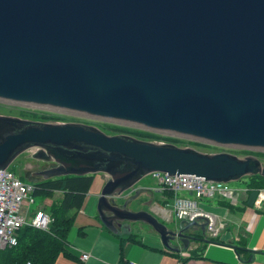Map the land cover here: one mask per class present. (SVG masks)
I'll return each mask as SVG.
<instances>
[{
	"label": "water",
	"instance_id": "95a60500",
	"mask_svg": "<svg viewBox=\"0 0 264 264\" xmlns=\"http://www.w3.org/2000/svg\"><path fill=\"white\" fill-rule=\"evenodd\" d=\"M0 102L264 153V0H0ZM33 148L53 163L37 172L42 179L106 175L102 224L117 232L146 223L169 249L208 242L207 219L168 228L150 209L118 205L143 177L264 178L256 158L0 115V171Z\"/></svg>",
	"mask_w": 264,
	"mask_h": 264
},
{
	"label": "crops",
	"instance_id": "0c3cea01",
	"mask_svg": "<svg viewBox=\"0 0 264 264\" xmlns=\"http://www.w3.org/2000/svg\"><path fill=\"white\" fill-rule=\"evenodd\" d=\"M106 179L107 176L102 173L95 174L93 184L81 208L75 213L66 245L67 251L73 258L59 254L53 264H114L129 261L137 264H264V214L256 213L255 209L250 207H245L240 212L229 211L222 204L217 203V198H221L227 201L228 205L238 206L244 191L239 193L235 202L221 194L198 201L201 207L213 216L215 223L216 232L206 231L208 233L207 235L205 233L204 237L210 236L216 240L207 238L208 242L191 243V247L196 248L197 251L190 252L178 248L179 244L176 241L171 245L172 248L179 250L164 247L154 230L150 232L142 229V226L135 225L140 221H126L122 227H118L117 232L107 229L97 213L99 194ZM132 189L124 192L120 197L125 198L128 194L127 201L124 202L129 209L138 210L143 208L142 205L147 204L148 207L144 208L155 211L158 218H163L161 221L165 224L177 221L174 218L172 204L162 206L161 203L153 200L147 190L139 193L133 191L130 194ZM155 191L160 195L159 199H164L165 196L160 193L159 186ZM182 194L186 195L185 197L190 196L186 192L180 193L181 196ZM61 195V192H55L53 197L40 199L36 207L31 208V204L35 203L36 199H34L23 209L28 216H31L33 211L43 210ZM180 222L183 221H177L176 224ZM189 230L193 232L197 229ZM82 253L88 254L87 259L81 258Z\"/></svg>",
	"mask_w": 264,
	"mask_h": 264
},
{
	"label": "trees",
	"instance_id": "16d2710c",
	"mask_svg": "<svg viewBox=\"0 0 264 264\" xmlns=\"http://www.w3.org/2000/svg\"><path fill=\"white\" fill-rule=\"evenodd\" d=\"M139 133L142 135L140 139H150L151 137L150 134ZM165 142L173 143L168 139H165ZM8 169L22 181H28L23 176L18 175L12 166H9ZM94 176L95 174L90 173L83 175L71 174L32 180L33 190L31 196L33 199L52 197L55 192H61L62 195L43 208V211L48 213L52 219L48 228L43 230L30 225L20 227L17 231L16 245L0 250V264H53L59 254L73 258L66 248L67 235L73 223L75 213L81 208L86 194L93 184ZM242 179L248 180V185L242 193L238 206L228 205L227 201L221 198H217V203L222 204L229 211L240 212L245 207L253 209L258 192L264 190V178L256 176ZM160 193L165 196L164 199L159 200L162 206L172 204L175 197L173 191L162 189ZM255 212L264 214V209H257ZM193 234L201 236L198 230L193 231ZM128 238H131V236H128ZM207 238L209 240H216V238L210 236ZM236 251L238 253L239 250L237 249ZM175 254L177 253L175 252Z\"/></svg>",
	"mask_w": 264,
	"mask_h": 264
},
{
	"label": "built area",
	"instance_id": "2783aa9c",
	"mask_svg": "<svg viewBox=\"0 0 264 264\" xmlns=\"http://www.w3.org/2000/svg\"><path fill=\"white\" fill-rule=\"evenodd\" d=\"M150 176L155 179L160 190L169 189L175 193L172 210L176 219L183 221L207 219L206 231L211 233L216 232L213 216L205 211L198 201L221 194L235 202L239 195L237 191L228 190L222 182L208 181L200 176L168 175L163 172H153ZM32 190V182L22 181L8 168L0 171V250L16 245L17 231L23 225L45 230L52 221L50 215L43 210L38 209L31 216L24 211V206L34 201L31 196ZM181 192H186L190 196H181ZM254 204L255 210L264 209V191L258 192ZM87 257L88 254L82 253V259ZM114 264L137 263L129 261Z\"/></svg>",
	"mask_w": 264,
	"mask_h": 264
},
{
	"label": "rangeland",
	"instance_id": "374dc122",
	"mask_svg": "<svg viewBox=\"0 0 264 264\" xmlns=\"http://www.w3.org/2000/svg\"><path fill=\"white\" fill-rule=\"evenodd\" d=\"M0 115H9L14 117H19L23 119H29L34 121H42V122H48V123H65V122H79L84 123L88 125H92L103 131L104 133L108 135H114V134H127L133 137H136L140 139V136H142L139 132L150 134V139H142V140H148L153 141L157 143H166L165 139H168L169 141L173 142V144L179 146V147H191L193 149H196L198 151L204 152V153H222V154H230L235 156L237 159H242L243 157H249V158H256L261 165L264 166V153L255 151L250 152L249 150H235L234 148H221L219 145H214L211 143L198 141L193 138L189 137H183V136H177L172 135L168 133H161V132H155L151 131L142 127L133 126V125H127V124H121V123H115L110 122L98 118H94L85 114H79L71 111H64L60 109H52L48 107H37V106H25V105H17V104H11V103H4L0 102ZM37 150L35 148L28 149L21 154H19L13 161L12 168L16 171L18 175L23 176V178L27 179V182H31L32 180L42 179L41 175H38L37 172L41 171L43 169H46L53 165L52 162H47L44 160L36 159L34 158L33 154ZM26 182V181H25ZM248 185V180L242 179L239 182H229L227 184L228 190L231 191H237L238 193H242L245 189V187ZM158 184L151 176H145L140 181H138L131 189L130 194L133 193H139L142 191L147 190L146 192H149L153 198L154 201L160 203V199L158 198L160 195H158L155 191ZM144 189V190H143ZM264 191V190H261ZM260 191V192H261ZM126 192V191H125ZM183 193V192H181ZM183 196H186L182 194ZM53 197V196H52ZM149 197V195H148ZM128 194L125 198H118L116 199V203L118 205H121L124 201H127ZM58 199V198H56ZM40 199H36L35 203H32V207H36V205L39 203ZM148 207L147 204L142 205L144 207ZM150 209V208H149ZM145 209V210H149ZM37 210V209H36ZM153 213L152 209H150ZM157 215V213H155ZM160 218V219H159ZM158 219L161 221L163 218L159 217ZM176 219V217L174 216ZM173 221V220H172ZM177 221H180L177 219ZM176 221V222H177ZM183 221V220H182ZM176 222H172L166 224L168 228H175L178 224ZM140 223V224H138ZM182 223V222H181ZM136 226H142V229L148 230L150 232L153 231V229L146 225L143 222H136ZM208 232H206L207 235Z\"/></svg>",
	"mask_w": 264,
	"mask_h": 264
},
{
	"label": "flooded vegetation",
	"instance_id": "af4514ba",
	"mask_svg": "<svg viewBox=\"0 0 264 264\" xmlns=\"http://www.w3.org/2000/svg\"><path fill=\"white\" fill-rule=\"evenodd\" d=\"M185 222L186 221H183L182 224H184ZM123 225H124V223L122 224V226ZM186 232L189 233V234L195 235V234H193V232H190V230H187ZM175 241L179 244V247L178 248H182V250H188L190 252H196L197 251L196 248L191 247V243H197L195 240H190L189 243H188V246L186 248H184L183 244L181 242H179L178 240H174V241L170 242V245L173 242H175ZM178 248L173 247V249H175V250H179Z\"/></svg>",
	"mask_w": 264,
	"mask_h": 264
},
{
	"label": "bare ground",
	"instance_id": "6f19581e",
	"mask_svg": "<svg viewBox=\"0 0 264 264\" xmlns=\"http://www.w3.org/2000/svg\"><path fill=\"white\" fill-rule=\"evenodd\" d=\"M48 108H53V107H48ZM57 110V109H56Z\"/></svg>",
	"mask_w": 264,
	"mask_h": 264
}]
</instances>
